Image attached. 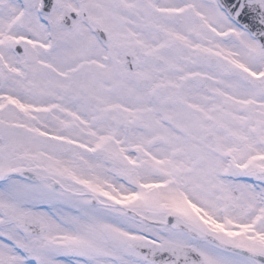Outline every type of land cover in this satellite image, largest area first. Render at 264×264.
<instances>
[{"label":"snow or ice","instance_id":"snow-or-ice-1","mask_svg":"<svg viewBox=\"0 0 264 264\" xmlns=\"http://www.w3.org/2000/svg\"><path fill=\"white\" fill-rule=\"evenodd\" d=\"M0 264H264V0H0Z\"/></svg>","mask_w":264,"mask_h":264}]
</instances>
